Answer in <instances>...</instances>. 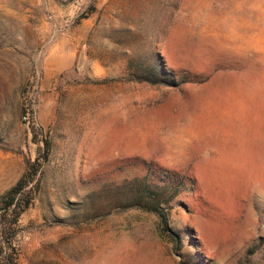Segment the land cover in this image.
I'll return each mask as SVG.
<instances>
[{
    "label": "rangeland",
    "instance_id": "1",
    "mask_svg": "<svg viewBox=\"0 0 264 264\" xmlns=\"http://www.w3.org/2000/svg\"><path fill=\"white\" fill-rule=\"evenodd\" d=\"M39 127L17 264H264V0H0V208Z\"/></svg>",
    "mask_w": 264,
    "mask_h": 264
},
{
    "label": "trees",
    "instance_id": "2",
    "mask_svg": "<svg viewBox=\"0 0 264 264\" xmlns=\"http://www.w3.org/2000/svg\"><path fill=\"white\" fill-rule=\"evenodd\" d=\"M23 114L27 121L28 118H33V110L31 109H25ZM38 132L42 144L40 154L34 161L28 162L24 175L5 195L0 208V264L18 263V252L12 238L13 227L21 214L29 208L32 201L33 188L38 183V172L50 155L51 142L47 140L43 128L39 127ZM33 134L35 137L38 135L35 130ZM161 183L162 185L155 184L144 178L135 190L136 193L133 196L131 207L155 215L162 224V231L165 233L164 229H167L165 208L171 205L175 198V194H172V191L176 188L172 184L173 181ZM168 237L172 241L178 242V237L175 240L173 237Z\"/></svg>",
    "mask_w": 264,
    "mask_h": 264
},
{
    "label": "built area",
    "instance_id": "3",
    "mask_svg": "<svg viewBox=\"0 0 264 264\" xmlns=\"http://www.w3.org/2000/svg\"><path fill=\"white\" fill-rule=\"evenodd\" d=\"M24 120H26L27 118L23 117ZM27 121V120H26Z\"/></svg>",
    "mask_w": 264,
    "mask_h": 264
},
{
    "label": "bare ground",
    "instance_id": "4",
    "mask_svg": "<svg viewBox=\"0 0 264 264\" xmlns=\"http://www.w3.org/2000/svg\"><path fill=\"white\" fill-rule=\"evenodd\" d=\"M200 127V126H199ZM238 132V131H237Z\"/></svg>",
    "mask_w": 264,
    "mask_h": 264
}]
</instances>
